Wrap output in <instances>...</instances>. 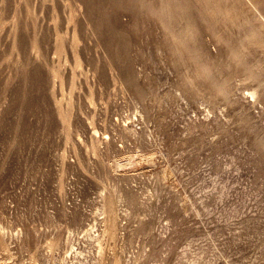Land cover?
Wrapping results in <instances>:
<instances>
[{
  "label": "rangeland",
  "instance_id": "obj_1",
  "mask_svg": "<svg viewBox=\"0 0 264 264\" xmlns=\"http://www.w3.org/2000/svg\"><path fill=\"white\" fill-rule=\"evenodd\" d=\"M262 19L0 0V264H264Z\"/></svg>",
  "mask_w": 264,
  "mask_h": 264
},
{
  "label": "bare ground",
  "instance_id": "obj_2",
  "mask_svg": "<svg viewBox=\"0 0 264 264\" xmlns=\"http://www.w3.org/2000/svg\"><path fill=\"white\" fill-rule=\"evenodd\" d=\"M247 2V1H246ZM251 4V3H250ZM254 7V6H253ZM169 8H171V7H169ZM256 8V7H255ZM132 9V8H131ZM259 9V8H258ZM257 10V9H256ZM261 12V11H260ZM259 12V13H260ZM263 13H261V15H262ZM259 15V14H258ZM260 16V15H259ZM259 19V18H258ZM168 20H171L172 21V24H174V22H173V18L172 17H169V19ZM260 20H261V17H260ZM262 20H264V19H262ZM261 22V21H260ZM263 22V21H262ZM172 24H169L170 25V27L171 28H174V29H176L175 27H172L173 25ZM169 27V28H170ZM177 30V29H176ZM179 35H183V31L181 30V32L179 33ZM260 35V34H259ZM176 37H177V35H176ZM260 37V36H259ZM262 43V42H261ZM264 44V43H263ZM261 68V67H260ZM129 70V69H128ZM131 74V72H130V70H129V72H127V74H126V78H128V79H133V76L132 75H130ZM127 82H129V81H127ZM129 84V83H128ZM136 92H137V94H138V96H140V97H142V91L140 90V89H137L136 90ZM110 228H111V226H110Z\"/></svg>",
  "mask_w": 264,
  "mask_h": 264
}]
</instances>
